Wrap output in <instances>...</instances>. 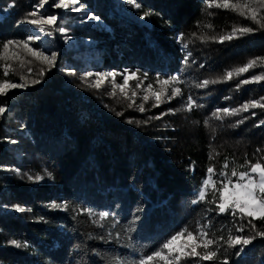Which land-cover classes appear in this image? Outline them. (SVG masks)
Returning <instances> with one entry per match:
<instances>
[{
  "label": "trees",
  "instance_id": "16d2710c",
  "mask_svg": "<svg viewBox=\"0 0 264 264\" xmlns=\"http://www.w3.org/2000/svg\"><path fill=\"white\" fill-rule=\"evenodd\" d=\"M55 2L48 0L40 13L55 14ZM137 2L143 5L135 9L137 16L153 13L141 22L121 14V0H80L101 24L81 25L68 12L57 25L77 43L94 44L69 48L58 32L33 42L31 47L46 55L58 51L49 68L22 48L5 53L2 47L8 40L40 34L32 25L18 23L36 10L39 0H14L10 9L13 0H0V82L26 85L0 96L8 109L0 117V264H133L177 232L209 222V238L217 240L210 247L218 249V259L186 258L181 264H220L225 257L229 264H264V238L257 236L240 255L219 239L230 232L255 236L264 231V221H254L252 230L246 221L210 211L215 208L208 203L211 187L205 201L193 203L210 166L218 180L225 163L229 174L232 167L244 170L239 166L246 160L264 163V108L213 116L253 100L264 103V81L237 87L240 80L264 74V66L258 63L231 80L195 87L264 57V28L230 8L215 7L222 0ZM233 27L254 31L223 43L202 39L229 34ZM6 64L11 65L7 77ZM108 70L135 72L143 84L166 93L163 102L154 106L156 99L142 89L133 96L107 83L96 88L85 77ZM171 76L181 82L164 85L157 79ZM172 87H180L182 95L168 100ZM189 95L200 105L191 112L183 107ZM100 213L109 215L100 219ZM241 225L242 233L236 231ZM13 240L24 246L16 247Z\"/></svg>",
  "mask_w": 264,
  "mask_h": 264
},
{
  "label": "snow or ice",
  "instance_id": "6c2138e0",
  "mask_svg": "<svg viewBox=\"0 0 264 264\" xmlns=\"http://www.w3.org/2000/svg\"><path fill=\"white\" fill-rule=\"evenodd\" d=\"M126 3L137 10L143 8V5L137 0H126ZM46 4H48V0H39V4L36 5V10L27 14L22 20L18 21V23H27L32 25L35 29L38 30L40 34H34L28 36L25 40H8L3 43L2 47L5 53H8L10 48H22L26 50L31 56L43 61L46 63L49 68L55 66V62L57 60L58 53L56 51H52L50 55H46L44 51H38L36 48L31 47V44L35 41H40L43 36L52 37L54 32L60 33L64 39L67 41L70 37L67 36V29L65 27H61L57 25L58 17L55 14L44 15L41 14L39 9L43 8ZM14 0L12 4L8 5V8L14 7ZM55 9H71L74 12H80L85 8V5L80 3V0H56L55 3L51 5ZM213 4H209L208 7H212ZM215 7L217 8H230L233 11H237L241 16H245L248 19H251L254 23L260 25L261 28H264V16L260 14L261 10L264 9V0H245L244 3H231V0H222V2L215 3ZM8 9H5L7 11ZM153 13L149 11H145L141 19H144ZM88 20H99L100 18L95 15L88 14ZM211 27V25H208ZM254 29L251 27H233L231 33L222 35L219 37H202V39H218L221 43L224 41H230L234 38H237L238 35H244L247 33L253 32ZM42 34V35H41ZM183 47L186 49L188 47L187 44H184ZM13 56L18 57V53L13 52ZM191 53H188L190 56ZM188 56H185L184 63H188ZM264 66V57H258L248 61L242 67H238L236 69L227 71L222 78L219 79H204L197 83L195 87L197 88H206L210 84L220 83L226 80L233 79L234 75L239 76L243 73H247L249 69L256 67L257 65ZM11 69V65H5L4 76L7 77L9 75V71ZM31 71V69H29ZM44 74V70L41 69L40 75ZM71 75H75L74 72L70 73ZM92 73L85 74V77L92 76ZM98 79L93 83V87L99 88L108 77H112L113 81L115 76L117 75L115 72L102 74H95ZM147 76V73L144 74ZM136 73L133 72L130 75H125L123 77L122 84H115L114 88H119L122 93H125V89L129 84L130 79H135ZM23 79V77H21ZM158 81L161 84L168 85L181 82L179 76H171L168 79L161 80L157 77ZM264 81V74L262 75H254L250 79L240 80L237 84L239 88L241 85H246L249 83H255ZM40 81H34V83H39ZM26 85L23 83H13L10 80H4L0 82V96H6L10 89L23 88ZM139 87V83L136 85ZM151 88V84L148 86ZM115 92L113 91V95ZM153 96L157 101L158 106L159 103L163 102L162 97L166 95V93L161 90L159 92H153ZM133 96L136 95L135 92L132 93ZM182 95V90L180 87H172L170 93L167 94V99L171 100L177 96ZM148 96H144V100H148ZM264 100V98H261ZM134 103V101H133ZM194 100L193 96L189 95L184 104V109L191 112L194 107H199ZM264 108V103L261 101L253 100L248 103L243 104L240 108L237 109H228L224 108L218 110L213 113V116L216 119H222L223 117L219 114L222 112L226 116L237 115L241 111L247 112L249 108ZM7 105L0 104V117H3L7 112ZM139 110L141 112L145 111L143 105H140ZM170 111H179V109ZM255 115V113H252ZM159 119L160 117H155ZM207 123V121L205 122ZM238 123H243V121H238ZM264 123V122H261ZM15 143V141H12ZM259 152L260 149H257ZM264 159V158H262ZM241 171H238L236 167H232L230 169V174L226 169H229V164L225 163L218 173V180H214L213 176L217 175L216 169L214 167H209L207 169L208 177L203 181V185L198 193V200H194L193 203H198L200 201H205L208 189L211 187L212 189V198L208 200V203L214 204L215 208L209 209L210 211H214L217 214H228L233 217V219L239 218V220L246 221V225L250 226L252 230L256 229V224L254 221L260 220L264 221V163L257 161L252 163L250 160H246L244 164L239 166ZM18 171V170H17ZM50 175V174H49ZM236 179L233 180L232 178ZM32 179V177H29ZM35 179L39 180L41 177L37 176ZM52 207L60 208L62 205L53 204ZM18 211H24L25 209L19 206H16ZM140 211V209H137ZM100 219H104L109 214L108 213H100ZM139 219V217H136ZM211 227L210 222L208 224L198 225L195 231H190L187 228L177 232L168 238L161 247L151 253L150 255L142 256L138 262H133V264H154L155 261H163V264H181V261L186 258H199L204 261H211L218 259V249L213 250L210 246L217 244L216 239L209 238L211 233L209 232V228ZM129 228L127 231H131ZM237 232H244L245 225H241L236 228ZM264 238V231H256L255 236L251 235H232L231 232L225 238L223 235L219 237L220 240H223L224 243L227 244L229 249L238 248L236 255H240L245 249L246 246L251 244L253 240L257 237ZM11 244L16 247H23L19 241L13 240ZM199 249V251H198ZM227 251V249H225ZM220 264H229L227 257H225Z\"/></svg>",
  "mask_w": 264,
  "mask_h": 264
},
{
  "label": "rangeland",
  "instance_id": "374dc122",
  "mask_svg": "<svg viewBox=\"0 0 264 264\" xmlns=\"http://www.w3.org/2000/svg\"><path fill=\"white\" fill-rule=\"evenodd\" d=\"M122 2H124V6L121 7V14L127 16L128 18H133L135 19L136 21L138 22H141L142 19L137 16V14L135 13V8L128 5L126 3V0H121ZM52 9L54 10L55 12V15H57V17L61 16L63 13H71V14H76L78 16V18H80L81 22L80 24L81 25H90V26H98L101 24V21L100 20H88L87 19V15L88 14H91L86 8L82 9L80 12H74L72 11L71 9H55L52 7ZM93 15V14H91ZM42 35V34H41ZM68 37H70L69 35H67ZM45 36H43L44 38ZM65 41V45L69 48H74V49H77L79 47H84V48H88V47H91L94 43L90 40H81L79 43L76 42V40H74L73 38L70 37V39H68L67 41L64 39ZM58 52V51H57ZM84 58H82L83 60ZM114 71L112 70H108V71H103V72H96V71H93V72H90L92 73L93 75L90 76L91 79L95 82L98 77L95 75L96 73H102V74H107V73H112ZM117 74V76L119 77H116L115 76V79L113 81V78L112 77H108L107 80L104 81V83H107L110 87H112L114 90H117L119 91L120 93H122L120 91L119 88H114V83L115 84H122L123 83V77L125 75H130L131 73H133L132 71H129V70H117L115 72ZM143 82H145V79H143L142 77L138 76L136 74V78L135 79H130L129 80V84L127 86V88L125 89V93L126 92H134L136 89H142L143 92H146L148 94H150L151 96H153V92H156L155 89L151 86V88H149L147 84H143ZM103 83V84H104ZM139 83V87H137L136 85ZM19 88H16V89H10L9 91L11 90H18ZM155 98V96H153Z\"/></svg>",
  "mask_w": 264,
  "mask_h": 264
}]
</instances>
